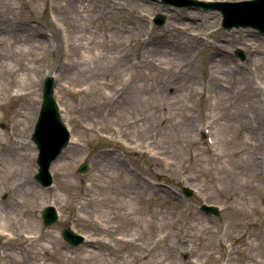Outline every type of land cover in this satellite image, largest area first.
I'll list each match as a JSON object with an SVG mask.
<instances>
[{
    "label": "rangeland",
    "instance_id": "374dc122",
    "mask_svg": "<svg viewBox=\"0 0 264 264\" xmlns=\"http://www.w3.org/2000/svg\"><path fill=\"white\" fill-rule=\"evenodd\" d=\"M220 19L160 0H0V264H264V32ZM48 74L71 140L41 187Z\"/></svg>",
    "mask_w": 264,
    "mask_h": 264
},
{
    "label": "water",
    "instance_id": "95a60500",
    "mask_svg": "<svg viewBox=\"0 0 264 264\" xmlns=\"http://www.w3.org/2000/svg\"><path fill=\"white\" fill-rule=\"evenodd\" d=\"M175 6H197L202 8H216L222 14L221 25L224 28L232 26H252L260 31H264V0H162ZM153 21L157 25L165 22L163 13H156ZM236 53L244 58V53L237 48ZM54 80L51 76H46L43 81L42 101L40 104L37 119L31 138L36 144L38 154L36 162L38 165L34 177L42 186H48L52 181L49 172L51 162L61 152L67 144L69 132L64 125L58 111L57 102L53 96ZM87 162L83 161L76 169L77 172L85 170ZM185 195L191 194V189L184 187ZM201 208L217 213V208L206 204H201ZM57 218V212L52 205H48L42 212V222L45 226L52 224ZM63 238L71 245H77L83 241V237L69 228H62Z\"/></svg>",
    "mask_w": 264,
    "mask_h": 264
},
{
    "label": "bare ground",
    "instance_id": "6f19581e",
    "mask_svg": "<svg viewBox=\"0 0 264 264\" xmlns=\"http://www.w3.org/2000/svg\"><path fill=\"white\" fill-rule=\"evenodd\" d=\"M27 66H29V65H27ZM30 238H34L35 239L36 237L35 236H30Z\"/></svg>",
    "mask_w": 264,
    "mask_h": 264
}]
</instances>
